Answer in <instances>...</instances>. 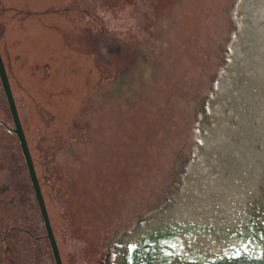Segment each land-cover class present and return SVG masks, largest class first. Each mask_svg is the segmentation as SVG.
Listing matches in <instances>:
<instances>
[{
	"label": "water",
	"instance_id": "water-1",
	"mask_svg": "<svg viewBox=\"0 0 264 264\" xmlns=\"http://www.w3.org/2000/svg\"><path fill=\"white\" fill-rule=\"evenodd\" d=\"M0 86V264H264V0H173L99 170Z\"/></svg>",
	"mask_w": 264,
	"mask_h": 264
},
{
	"label": "rangeland",
	"instance_id": "rangeland-1",
	"mask_svg": "<svg viewBox=\"0 0 264 264\" xmlns=\"http://www.w3.org/2000/svg\"><path fill=\"white\" fill-rule=\"evenodd\" d=\"M172 2L0 0L19 122L99 170Z\"/></svg>",
	"mask_w": 264,
	"mask_h": 264
}]
</instances>
